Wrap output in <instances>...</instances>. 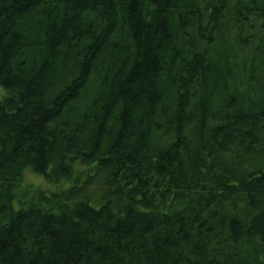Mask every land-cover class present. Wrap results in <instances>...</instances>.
Here are the masks:
<instances>
[{
    "label": "trees",
    "instance_id": "1",
    "mask_svg": "<svg viewBox=\"0 0 264 264\" xmlns=\"http://www.w3.org/2000/svg\"><path fill=\"white\" fill-rule=\"evenodd\" d=\"M0 264H264V0H0Z\"/></svg>",
    "mask_w": 264,
    "mask_h": 264
},
{
    "label": "rangeland",
    "instance_id": "2",
    "mask_svg": "<svg viewBox=\"0 0 264 264\" xmlns=\"http://www.w3.org/2000/svg\"><path fill=\"white\" fill-rule=\"evenodd\" d=\"M26 180L27 181H30V182H32V183H35V184H42L43 186H45V187H48V186H46V184H44L42 181H41V179H39L38 177H36V176H33V175H28L27 176V178H26Z\"/></svg>",
    "mask_w": 264,
    "mask_h": 264
}]
</instances>
